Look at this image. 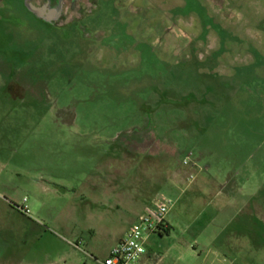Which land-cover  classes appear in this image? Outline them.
<instances>
[{
  "label": "rangeland",
  "instance_id": "rangeland-1",
  "mask_svg": "<svg viewBox=\"0 0 264 264\" xmlns=\"http://www.w3.org/2000/svg\"><path fill=\"white\" fill-rule=\"evenodd\" d=\"M5 3L0 264H100L160 195L149 264H264V0Z\"/></svg>",
  "mask_w": 264,
  "mask_h": 264
},
{
  "label": "built area",
  "instance_id": "built-area-1",
  "mask_svg": "<svg viewBox=\"0 0 264 264\" xmlns=\"http://www.w3.org/2000/svg\"><path fill=\"white\" fill-rule=\"evenodd\" d=\"M189 162L190 157L184 160L185 165ZM194 179L195 176L190 174L188 180L191 182ZM173 205L174 202L164 195L156 197L152 206L137 217L128 234L111 248L108 256L103 261H97L100 264H149L147 242L158 233L160 228H167L166 217ZM16 208L22 214L29 216L26 199Z\"/></svg>",
  "mask_w": 264,
  "mask_h": 264
},
{
  "label": "water",
  "instance_id": "water-1",
  "mask_svg": "<svg viewBox=\"0 0 264 264\" xmlns=\"http://www.w3.org/2000/svg\"><path fill=\"white\" fill-rule=\"evenodd\" d=\"M25 6L33 14H36L39 18H43L46 21L57 19L61 13L60 7L54 9H49L47 6L37 7L30 0H25Z\"/></svg>",
  "mask_w": 264,
  "mask_h": 264
},
{
  "label": "flooded vegetation",
  "instance_id": "flooded-vegetation-1",
  "mask_svg": "<svg viewBox=\"0 0 264 264\" xmlns=\"http://www.w3.org/2000/svg\"><path fill=\"white\" fill-rule=\"evenodd\" d=\"M66 1H70L73 5L78 3V0H44L42 6H47L49 9H54V8H57V7H60V9H61L63 4ZM30 2H32L34 4L33 0H30ZM22 3L25 5V0H22ZM7 6H8V4L5 3V0H0V10L3 9L4 7H7ZM34 15L37 16L36 14H34ZM39 19H41L43 22L48 23V24H51L53 22V20L46 21L43 18H39Z\"/></svg>",
  "mask_w": 264,
  "mask_h": 264
},
{
  "label": "crops",
  "instance_id": "crops-1",
  "mask_svg": "<svg viewBox=\"0 0 264 264\" xmlns=\"http://www.w3.org/2000/svg\"><path fill=\"white\" fill-rule=\"evenodd\" d=\"M35 5V4H34ZM36 6V5H35ZM15 208V207H14ZM148 208V207H147ZM14 211L13 209H9V208H1L0 209V223L4 224L5 226L7 227H11L12 226V223H13V219L16 217L17 218V214L15 215L14 214ZM6 218V220H5ZM11 222V224H10Z\"/></svg>",
  "mask_w": 264,
  "mask_h": 264
},
{
  "label": "trees",
  "instance_id": "trees-1",
  "mask_svg": "<svg viewBox=\"0 0 264 264\" xmlns=\"http://www.w3.org/2000/svg\"><path fill=\"white\" fill-rule=\"evenodd\" d=\"M168 227L167 228H160V230L158 231V234L160 235V234H162V232H168Z\"/></svg>",
  "mask_w": 264,
  "mask_h": 264
}]
</instances>
